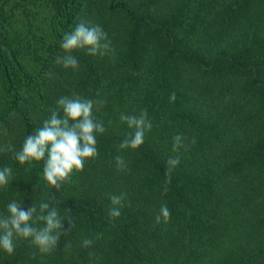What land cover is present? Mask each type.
Returning a JSON list of instances; mask_svg holds the SVG:
<instances>
[{"label": "trees", "instance_id": "16d2710c", "mask_svg": "<svg viewBox=\"0 0 264 264\" xmlns=\"http://www.w3.org/2000/svg\"><path fill=\"white\" fill-rule=\"evenodd\" d=\"M81 21L100 25L112 51L74 50L79 68L65 69L63 36ZM73 94L101 102L93 114L106 131L98 157L57 190L43 161L21 165L14 154ZM145 109V142L119 150L132 131L120 115ZM177 134L185 147L174 153ZM9 146L0 215L13 200L38 211L50 202L75 226L50 254L17 239L0 264H264V0H0V148ZM122 192L112 220L110 197ZM165 203L170 219L156 223Z\"/></svg>", "mask_w": 264, "mask_h": 264}, {"label": "clouds", "instance_id": "9594fccd", "mask_svg": "<svg viewBox=\"0 0 264 264\" xmlns=\"http://www.w3.org/2000/svg\"><path fill=\"white\" fill-rule=\"evenodd\" d=\"M60 47L64 55L57 58V63H61L65 69L73 70L79 68V61L72 55L74 50H82L91 56H105L112 51L107 33L100 25L91 21L79 22L73 31L63 36ZM169 99L170 102H174L175 93H172ZM56 103L57 109L51 112L42 127L25 137L23 146L15 152L14 159L21 165L43 161V176L47 185L59 190L63 183L70 180L73 170L82 171L87 160L98 157L96 136L103 134L106 129L103 122H98L93 114L94 105L101 103L100 101L73 94L72 97H60ZM119 119L132 131L118 145V149H138L145 142L146 134L153 128L147 110L141 111L138 115L122 113ZM184 147L183 134L175 135L172 151L178 153ZM0 151H12V149L9 146L6 149L0 148ZM115 163L118 171H124L127 168L124 158L120 155L115 157ZM179 163V155L167 159L166 185L171 182L172 172ZM11 177V167L0 168V188L7 187ZM164 191L167 192L166 186ZM126 195L122 192L110 197L111 207L108 210L110 219L114 220L121 216L120 209L124 206ZM66 212L70 214L71 210L66 209ZM170 215L166 203L162 204L155 222L166 223ZM41 222L42 226H37ZM64 222L65 218L50 202H41L38 211L35 203L25 209L17 201H10L7 204V215H0V249L11 256L15 252V241L24 239L35 246L41 254H50L57 248L61 237H66L75 226L70 215L67 217L68 228L64 227ZM101 237L102 233H96L94 239L85 238L82 246L89 248ZM89 255L94 256L95 253L90 252ZM34 256L35 253H33Z\"/></svg>", "mask_w": 264, "mask_h": 264}]
</instances>
